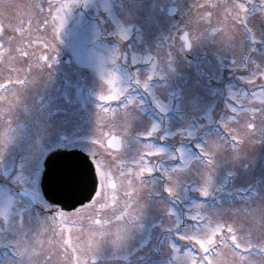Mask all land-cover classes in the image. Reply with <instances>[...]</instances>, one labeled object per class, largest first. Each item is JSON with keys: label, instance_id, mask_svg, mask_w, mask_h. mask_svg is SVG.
Segmentation results:
<instances>
[{"label": "rangeland", "instance_id": "rangeland-1", "mask_svg": "<svg viewBox=\"0 0 264 264\" xmlns=\"http://www.w3.org/2000/svg\"><path fill=\"white\" fill-rule=\"evenodd\" d=\"M111 1L104 10L119 18L121 35L115 22L103 42L80 35L74 56L87 66H74L70 35L39 29L54 15L66 21L69 0H0V39L13 38L0 54V264H237L251 256L240 249L264 240V7L244 26L237 2L214 0L216 34L187 36L192 48L183 54L179 23L193 0H180L183 14L171 20L156 9L152 36L133 2ZM84 39L99 57H87ZM54 53L59 64L50 63ZM113 134L122 137L119 151L105 145ZM57 147L90 154L96 194L64 211L61 228L42 212L50 232L25 239V213L40 212L11 194L30 191L39 209L52 206L41 174ZM110 175L123 197L119 216L94 210ZM85 213L88 248L78 222Z\"/></svg>", "mask_w": 264, "mask_h": 264}, {"label": "flooded vegetation", "instance_id": "flooded-vegetation-1", "mask_svg": "<svg viewBox=\"0 0 264 264\" xmlns=\"http://www.w3.org/2000/svg\"><path fill=\"white\" fill-rule=\"evenodd\" d=\"M71 2V11L68 14L66 21H62V20H56V16L54 15L53 17V21L51 23L48 29L45 28L46 25L49 24V21L47 18L42 19L41 25L39 27L40 31H47L50 35H56L58 36L59 34L65 33L67 36L68 34L70 35L69 37V45H68V49L66 50L68 53H70L68 60L72 63L73 65H77L78 63L75 62V59L73 57V55L71 54L72 51L76 52V47L78 46V31L82 32L85 31L87 35L90 34V32H94L95 34L98 35L99 40L101 41L102 38L105 37V31L107 29V25H113V22H115L116 24V31H120L121 29V24H120V20L118 17H116V20H113L110 17H108V13L104 10V8L107 7V5H111L112 1L111 0H69ZM116 3L121 6V7H127L130 8L132 6V2H133V6H134V10L137 8V10L135 11L136 17H137V21H142L143 23H145V30L147 32L148 35L152 36L155 34V11L156 9L163 14V19L165 20H171L174 19L175 17H177V15L179 13L183 14V4L180 2V0H163V4L158 5V7H156V0H115ZM234 2H237L235 4V8L239 9L237 12H241V20L243 22V25L245 26L246 22V18L247 16L253 15L254 17L259 16V10L261 8L264 7V1H260L259 4L256 3V1H251V0H233ZM143 2L147 3V11L145 9V5ZM252 2V5L247 6L246 3H250ZM256 4V5H255ZM192 7L195 9H192L191 6L188 7L187 9V15L185 18L180 20L179 26H184L183 28H181V30H179L178 34L181 33H185L187 36H194V34H196L198 31H201L203 29H205V32L207 35H211L212 38L214 37V35L216 34V31L218 29H215V27H211L209 24L212 21V13L211 11H208L210 9H213L214 7V0H193L192 2ZM190 9V11H189ZM96 11L98 14V19H95V23H96V28L95 30H91L90 26L92 23V19H94V17L91 15V11ZM122 8L118 9L117 14H122ZM190 12V13H189ZM102 13L106 14V19H104L102 17ZM140 13H144V15H140ZM161 18V17H160ZM31 19V18H30ZM162 19V20H163ZM33 21V19H32ZM31 20H29L27 22V27L32 23ZM209 22V23H208ZM206 25H208V28L206 27ZM260 28L261 30L264 32V24L262 22H260ZM109 29L111 30L112 28L109 27ZM122 30V29H121ZM28 31V30H25ZM247 33L248 31L245 30ZM161 33L163 34H168L164 31V29L160 30ZM121 35V32H119ZM203 34V33H202ZM12 37L11 36H5L2 39H0V54L2 52V49L7 47L10 48L11 47V42H12ZM60 45V46H59ZM59 47L61 48V51L63 52L64 48L61 44H58V49ZM70 47V48H69ZM86 46L81 47L83 50H85ZM252 51L254 49H251ZM186 53V52H185ZM55 54V53H54ZM90 58V57H88ZM42 59L44 61L47 60V55H43ZM61 62V58H59L58 54H55L52 57V62L50 63H56L59 64ZM231 63H234V60L231 59L230 60ZM244 62H247V58L244 60ZM99 65V64H98ZM100 66V65H99ZM220 69H222L221 67L224 68V66H219ZM235 74V72H229V74ZM154 153V152H152ZM153 156V155H151ZM262 167L264 168V159L262 161ZM111 175L110 176H106V184H107V188L104 189L102 191V194L98 200L97 203L94 204V210H98L103 208L105 211L107 210H119L117 216H119L120 211L123 209V197L122 194L117 192L115 189V183L114 182H109V180L111 179ZM113 179V178H112ZM108 180V182H107ZM11 190V189H10ZM17 192H15L14 194H11V196H19L23 199H25V201H29L30 205H31V209H35L36 212H40V214H36L34 215H29L27 216V214L25 213L24 216H26L27 221L22 225V229H23V236L25 239H29L32 235H38L40 234L42 236V234L44 232H46L47 234L50 232L49 229H44L46 227H44V221L43 218L38 219L41 215L42 212H44L45 214L48 215H52V217L55 219L56 221V225L55 228H61L63 227L65 224H68V222L66 220H64L63 217V213L64 211L60 210V208L58 206H49L48 209H46V211H43L41 209H39V203L37 202L38 198L33 194V195H23V191L22 190H15ZM28 199V200H27ZM87 209V208H86ZM70 211L67 213H72L74 212ZM91 215V213L88 214V217ZM116 216V217H117ZM86 217V213L85 214H81L78 217V222L79 225L80 223L84 222V218ZM70 218H74L70 217ZM21 219L23 220L24 218L21 217ZM95 223H100L99 218L94 219ZM104 220V218H103ZM110 221V220H109ZM91 224V222H90ZM101 224V223H100ZM48 226L51 225V223L49 222L47 224ZM81 227V232H82V238H85V243L87 245L88 248V241H87V234L85 233L84 230H90V228L88 229L86 226L80 225ZM95 228V227H94ZM86 235V236H85ZM25 243H27V241H25ZM90 247V246H89ZM241 250V254L244 252L249 253L251 256L246 258V259H239V258H243L242 256H240L238 259L237 264H264V240L260 241L259 244H255V245H251L248 249L246 250ZM69 252V249H68ZM87 253V252H86ZM84 253V254H86ZM67 254V253H65ZM64 254V255H65ZM75 254H77V252H75ZM63 255V256H64ZM68 255V254H67ZM73 254H70L69 252V257H73ZM67 257V256H65ZM64 261V260H63ZM62 261V262H63ZM62 264V263H61ZM234 264H236V261L234 262Z\"/></svg>", "mask_w": 264, "mask_h": 264}, {"label": "water", "instance_id": "water-1", "mask_svg": "<svg viewBox=\"0 0 264 264\" xmlns=\"http://www.w3.org/2000/svg\"><path fill=\"white\" fill-rule=\"evenodd\" d=\"M106 145L118 150L120 137L111 135ZM43 167L41 188L51 204L72 210L92 199L98 177L88 153L79 148H57L45 157Z\"/></svg>", "mask_w": 264, "mask_h": 264}, {"label": "bare ground", "instance_id": "bare-ground-1", "mask_svg": "<svg viewBox=\"0 0 264 264\" xmlns=\"http://www.w3.org/2000/svg\"><path fill=\"white\" fill-rule=\"evenodd\" d=\"M93 45H91L90 47H88L87 51L89 52V54H97V53H92L94 50L92 49ZM75 62H77L78 64L82 65V66H87L86 62L83 61V59L81 60V58L79 56H74Z\"/></svg>", "mask_w": 264, "mask_h": 264}]
</instances>
